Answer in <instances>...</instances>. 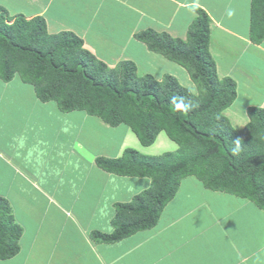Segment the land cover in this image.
Listing matches in <instances>:
<instances>
[{"label":"trees","instance_id":"16d2710c","mask_svg":"<svg viewBox=\"0 0 264 264\" xmlns=\"http://www.w3.org/2000/svg\"><path fill=\"white\" fill-rule=\"evenodd\" d=\"M196 12L186 41L152 29L134 38L185 68L197 94L172 74L161 80L151 74L140 76L134 61L111 68L85 49L73 32L50 34L44 17L12 15L0 6L2 82L8 84L20 75L40 101L55 102L63 114L85 112L112 128L127 126L145 146L165 130L179 145L178 150L160 156L128 148L121 158H96V165L108 173L147 177L152 183L130 202L116 203L114 231H95L94 240L114 244L154 228L177 195L182 178L188 176L196 177L207 190L251 201L264 211V108H247L243 137L224 115L236 105L238 85L233 78L218 75L210 50L211 17L201 8ZM250 21V38L261 44L264 0H251ZM236 138L241 139L243 150L234 155ZM23 234L10 200L0 195V262L21 251Z\"/></svg>","mask_w":264,"mask_h":264},{"label":"rangeland","instance_id":"374dc122","mask_svg":"<svg viewBox=\"0 0 264 264\" xmlns=\"http://www.w3.org/2000/svg\"><path fill=\"white\" fill-rule=\"evenodd\" d=\"M3 1L12 3V6L15 4L27 8L32 0ZM73 11L76 12L69 9L64 15L73 16L77 21L72 25L70 22L64 25L72 26V31L77 33V24L82 23L87 11L84 15ZM224 11L232 12L233 9L225 8ZM217 12L221 11L218 9ZM104 17H97L93 22L95 27L86 37L87 42L100 54L97 57L109 66L134 61L141 69L138 70L140 76L151 74L158 80L175 72L180 83L187 88L192 87L191 90L198 93L197 85L186 70L184 72L182 67L160 54H148L150 51L146 45L139 49L137 42L132 41L134 35L130 34L139 33L144 24H115L103 20ZM49 21L51 25L57 22L53 17ZM95 28L109 31L110 35L105 33L97 38V34H92ZM187 36L181 39L186 41ZM238 66L244 68L247 75L240 77V92L238 90L239 98L235 107H230L224 115L243 137L246 132L244 122L249 121L247 107L258 106L255 102L261 104L264 99V86L255 87V79L244 80V77L254 74L264 80V65L258 55H246V59ZM33 93L37 99L34 87L25 83L20 75H16L8 84L0 80V154L14 158L24 166L28 175L26 179L25 169L17 173L0 157V195L9 198L16 212L29 209L38 212L32 214L35 221L33 225L29 219H17L26 230L21 240V251L0 264H59L68 254L73 257L76 254L84 255L87 258L76 264H233L231 261L234 264H258L259 257L264 256V211L251 201L207 190L194 176L182 178L177 195L165 207L154 228L137 232L116 246H88L78 226L73 222L70 225L62 217L64 211L59 205L61 201L49 202L48 196L45 198L36 188L37 183L49 184V180L43 176V163L37 160L40 150L36 148L42 147L41 150H44L49 147L54 136V131L49 132L45 125L42 128L37 112L39 106L43 109L48 107V112H54L56 103H43L39 98L41 104L38 100L31 101L29 98H32ZM35 180L36 184L33 185ZM99 186L102 187L101 184ZM112 216L103 213L104 225ZM126 249L128 251L124 252Z\"/></svg>","mask_w":264,"mask_h":264},{"label":"crops","instance_id":"0c3cea01","mask_svg":"<svg viewBox=\"0 0 264 264\" xmlns=\"http://www.w3.org/2000/svg\"><path fill=\"white\" fill-rule=\"evenodd\" d=\"M218 1L60 0L57 2V0H32L30 6L26 8V6L19 7L15 4L12 6V3L0 0V6L6 8L12 15L23 14L28 19L36 16L44 17L50 34L72 31V26H65L64 23L70 22L72 25L77 20L73 16H65L67 10L73 9L76 11H73L75 14L81 12L83 15L87 11V16H83L81 20L82 23L77 24L79 27L77 33L72 32L83 40L84 48L96 56L100 54L87 42L86 37L90 30L95 27L93 22L100 15L106 16L103 20H107V22L144 24L143 30L152 29L159 33H168L174 38H185L197 16L196 9L201 8L209 14L212 20L210 50L217 63L218 75L220 78H233L237 82L240 92V77L247 75V71L238 65L246 59V55L255 57L258 55L261 64L264 65V42L256 44L250 38L251 0H228V3H225V0ZM219 3L225 4L220 5ZM230 7L233 9L231 16L228 15V11H224L225 8ZM62 8H64L63 11ZM108 9H110L109 12H107ZM218 9L221 12L218 13ZM81 13L80 15H82ZM51 17L57 20L53 25L49 21ZM105 33L108 34L109 31L101 28H95L92 31V34H97V38ZM137 33L132 32L130 35L135 36ZM132 41L137 42L139 49L145 46L144 43L138 42L135 38ZM147 53L149 54L151 51ZM112 66H116V63L110 67ZM174 66L176 68V65ZM178 67L181 66L178 65ZM138 70H141L139 66ZM184 70L186 69L183 68ZM159 79L161 80V78ZM254 79L256 81L255 87L264 86V80H260L254 74L250 77H244V80ZM238 98L239 93L237 100ZM29 99L31 101L38 100L34 93ZM51 103L54 102L49 104ZM255 103L264 108V99L261 104L258 101ZM47 104L45 105L47 106ZM42 109L43 107L39 106L37 112L41 119L42 128L45 125L49 132L54 131V136L49 142V147L44 150H41L42 147L36 148L38 151L40 150L38 159H36L42 161L43 176L49 180L47 185L37 183L36 188L45 198L48 196L49 202L61 201L59 205L64 211L62 217L70 225L73 222L78 226V230L83 234L84 241L88 246L98 248H104L105 245L116 246L128 239L129 237L114 244H106L94 240L92 234L95 231L112 233L114 231L112 226L115 216L114 205L118 202H130L135 195L151 186L152 179L124 177L108 173L96 165V158H121L128 148L147 156H160L165 152L178 150L179 145L168 136L165 130L158 134L152 145L145 146L135 132L127 126L110 127V129L104 122L85 112L75 111L63 114L59 111L57 104L53 107L54 112H48V107L40 112ZM50 115L55 116V118ZM244 123L247 124V120ZM0 157L17 173L21 169H25L10 156L0 154ZM24 174L27 179L26 169ZM119 183H122V186H119ZM34 184H36V180L33 182ZM100 184L102 187L99 186ZM68 194H73L75 197L72 198ZM3 197L7 198L6 196ZM33 213L38 212H33L30 209L23 212L15 211L16 219L22 218L24 221L29 219L31 225L35 224ZM103 213L110 216L114 214L112 218L110 217L109 222L108 220L105 221V225ZM108 224L110 225L107 226ZM23 229L26 232L24 227ZM34 237L33 235L35 241ZM71 241L72 246L74 239ZM128 249L124 252H127ZM76 257L78 258L75 261ZM259 258L258 264H264V256L261 255ZM86 259L84 255L76 254L73 257L72 254H68L59 264H76L86 261ZM231 262L234 264V261Z\"/></svg>","mask_w":264,"mask_h":264},{"label":"clouds","instance_id":"9594fccd","mask_svg":"<svg viewBox=\"0 0 264 264\" xmlns=\"http://www.w3.org/2000/svg\"><path fill=\"white\" fill-rule=\"evenodd\" d=\"M228 15L231 16L232 15V12L229 11L228 12ZM232 143L234 145V148L232 149L234 155L238 154L239 152H241L243 150L242 141H241L240 138H236Z\"/></svg>","mask_w":264,"mask_h":264}]
</instances>
